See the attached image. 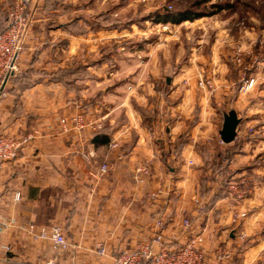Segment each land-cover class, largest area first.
<instances>
[{
    "label": "crops",
    "instance_id": "0c3cea01",
    "mask_svg": "<svg viewBox=\"0 0 264 264\" xmlns=\"http://www.w3.org/2000/svg\"><path fill=\"white\" fill-rule=\"evenodd\" d=\"M37 2L40 12L25 39L19 71L0 97V135L35 134L16 159L0 168V226L11 224L0 229L1 245L10 247L0 250V264H42L52 257L65 264H112L111 255L97 254V245L106 244L112 254L153 240L158 218L174 246L204 231L208 261L227 246L234 255L223 264L261 259L264 95L239 93V79L229 72L233 63L216 52L207 64L191 58L168 78L171 95H157L155 84L165 75L162 62L142 61V54L135 80L150 82L149 92L137 86L130 91L131 86L128 95H87L107 79L94 78L110 69L99 51L116 34L114 22L100 28L99 21L121 16L127 0ZM12 3L0 0V32ZM137 51L143 48L129 49ZM259 68L264 71L263 65ZM200 79L210 82L198 88ZM183 80L190 87L180 90ZM71 81L74 93L67 88ZM232 109L240 123L235 139L226 143L220 131ZM83 111L102 127L77 130L71 122V130L63 132L61 119ZM100 133L108 136L107 143L93 142ZM103 164L109 165L104 173ZM233 180L249 184L240 204L229 198ZM238 209L248 216L235 226L232 215ZM183 219L190 221V229L183 227ZM30 225L36 230L61 226L71 246L60 250L51 240L34 239Z\"/></svg>",
    "mask_w": 264,
    "mask_h": 264
},
{
    "label": "rangeland",
    "instance_id": "374dc122",
    "mask_svg": "<svg viewBox=\"0 0 264 264\" xmlns=\"http://www.w3.org/2000/svg\"><path fill=\"white\" fill-rule=\"evenodd\" d=\"M125 5L124 12L116 15L114 21L104 18L99 25L94 23L102 28L114 22L116 34L110 42L101 43L99 51L100 60L108 61L110 71L101 70L99 75H94L107 79L99 80L100 84L94 85L87 95H128L131 86L130 91L137 86V91L149 92L150 82L140 84L135 80L140 73V54L142 61L152 58L162 62L159 70L162 67L165 75L153 85L157 95H171L172 83L168 78L193 57L194 61L209 63L215 52L221 53L228 64L233 63L235 69L229 72L231 78L240 81L236 82L239 93L264 95V71L259 68V64L264 66V0H127ZM187 10L201 16L179 22L157 21L158 15L167 11ZM41 12L46 14L43 9ZM140 47L142 53L129 52L130 48ZM50 59L56 63L53 56ZM149 73H153L150 68ZM88 75L84 73L85 80ZM209 82L200 79L197 87L207 86ZM67 86L69 91H76L75 82ZM187 86L190 87L189 83L183 80L180 90ZM253 264H264V254Z\"/></svg>",
    "mask_w": 264,
    "mask_h": 264
},
{
    "label": "built area",
    "instance_id": "2783aa9c",
    "mask_svg": "<svg viewBox=\"0 0 264 264\" xmlns=\"http://www.w3.org/2000/svg\"><path fill=\"white\" fill-rule=\"evenodd\" d=\"M40 12L37 0H13L12 7L8 13L6 28L0 32V97L7 93V84L11 77L19 71L20 58L24 49L27 34ZM73 124L77 130H83L87 127L100 129L102 122L95 121L87 116L83 111L70 118H62L60 121L63 132L71 130L70 124ZM34 133H27L22 136L0 135V168L16 159L25 142L33 139ZM117 143H112L116 147ZM109 169L108 164L101 166V172ZM143 172H148L145 167ZM229 198L236 204L242 203L249 190V184L246 180H233L228 185ZM15 200L21 199V193L14 194ZM247 217V213L242 209L235 210L232 215V222L235 226L241 224ZM164 221L162 218L155 220L157 228L153 240L138 241L128 249H121L116 253L110 254L106 244L97 245V254L99 256H112V264H223L227 259L234 255L232 247L221 248L212 261L206 259L202 248L204 243V231L190 235L187 240L179 246L169 243L163 232ZM10 223L3 222L0 229H8ZM185 229H190L191 223L188 219L182 220ZM30 230L36 240H51L55 247L60 250L68 249L71 244L66 239L63 229L59 225L51 227H41L36 230L34 225H30ZM1 231V230H0ZM244 234L240 238H244ZM9 250V246H3L0 243V250ZM42 264H65L57 257H52ZM66 264H77L69 262Z\"/></svg>",
    "mask_w": 264,
    "mask_h": 264
},
{
    "label": "trees",
    "instance_id": "16d2710c",
    "mask_svg": "<svg viewBox=\"0 0 264 264\" xmlns=\"http://www.w3.org/2000/svg\"><path fill=\"white\" fill-rule=\"evenodd\" d=\"M222 9V7L220 8ZM201 15L193 14L189 10L187 11H167L165 14L158 15L157 21L163 20V21H173V22H179L185 19H194V18H199ZM109 141L108 136L105 134H98L93 138V142L96 144H101V143H107Z\"/></svg>",
    "mask_w": 264,
    "mask_h": 264
},
{
    "label": "water",
    "instance_id": "95a60500",
    "mask_svg": "<svg viewBox=\"0 0 264 264\" xmlns=\"http://www.w3.org/2000/svg\"><path fill=\"white\" fill-rule=\"evenodd\" d=\"M240 119L235 110H230L225 114L224 124L220 131L221 139L226 142H232L237 135V127Z\"/></svg>",
    "mask_w": 264,
    "mask_h": 264
}]
</instances>
